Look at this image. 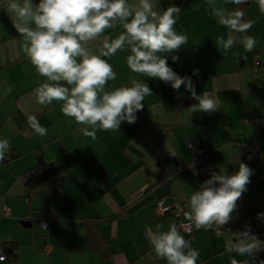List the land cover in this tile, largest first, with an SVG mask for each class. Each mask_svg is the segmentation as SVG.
I'll use <instances>...</instances> for the list:
<instances>
[{
	"label": "crops",
	"instance_id": "crops-1",
	"mask_svg": "<svg viewBox=\"0 0 264 264\" xmlns=\"http://www.w3.org/2000/svg\"><path fill=\"white\" fill-rule=\"evenodd\" d=\"M222 3L223 0H217L218 5ZM170 4L181 8L175 30L179 34H186L189 44L173 53L179 57L176 62L171 58L173 54L168 55V65L180 76L192 78L197 95L208 92L222 101L221 120L226 138H232L231 129L237 131L235 136L239 137L235 146H229L233 152L220 150L215 134L211 135V145L207 139L198 138L193 133L194 129L201 127L200 124H204L200 122L206 121H199L196 112L187 111L198 101L183 85L177 92L170 84L133 73L126 64L127 52H118L109 60L117 79L110 81L108 88L128 85L130 78H136L147 82L153 95L145 98L144 108L137 112L136 123L123 122L119 132L97 130L96 140L84 136L82 125L64 116L59 102L48 106L36 102L34 89L45 78L37 74L23 52V37L15 28H11L7 38L4 29L0 34V139L9 140L12 158L2 164L8 170L9 179L0 178V209L4 206L13 209L26 206L29 213L18 210L16 217H13L12 209L8 207L10 216L5 218L0 215L7 219L3 225L0 223V246L14 244L17 247L14 262L0 264H163V259L155 254L148 235V240L145 237L140 212L152 209L156 212L155 202L158 201L166 205L179 204L189 211L191 192L188 191L189 185L188 188L183 185L182 179L192 181L188 173H193L192 179L199 188L208 179L201 180L195 172L187 170L192 161L180 145V135L176 133L180 128L186 130V144L189 141L211 153L215 171L226 168L229 175L234 174L239 170L240 162L254 170L248 190L242 195V201L229 224L220 229H203L199 235H188L193 237L192 246L196 249L198 243L203 244L201 240L204 237L207 239L209 252L207 249L202 253L198 249L200 257L197 264H230L231 257L250 260L236 253L229 255L225 248L226 241L232 238L230 233L243 231L245 224L251 226V232L260 240H264V221L255 227L249 221V204L256 203L259 211L264 212V182L260 179L264 175V145L259 162L245 161L254 128L259 127V121L264 126V13L260 12L257 0H248L245 5H227L229 9L241 8L245 19L255 20L246 34L256 37L258 42L252 52H245L243 46L237 43L225 55L223 49L218 51L215 47L216 37L221 34L227 36L228 29L216 23L207 0H160L162 8ZM0 9L3 11L7 7L0 6ZM119 31L121 29L117 27L108 30V34L114 36ZM233 53H240L246 58L240 59ZM254 63L260 64L256 70ZM193 69H198L199 74L193 75ZM33 115L47 128V135L42 136L44 139L39 146L30 141L32 135L29 131L33 129L28 118ZM206 115L211 123L210 114ZM246 116L257 119L256 124L244 128L241 119ZM261 129L264 131V127ZM218 139L221 145L222 139ZM42 146L50 149V159H46ZM101 147L107 152L102 157L110 155L108 159L111 163L108 166L99 160L98 148ZM40 153L42 158L36 164L34 158ZM21 160L26 162L24 167L20 164ZM59 161L64 165L61 166ZM79 161L86 165L83 171L86 177L104 168L99 185L94 190H103L99 197L103 206L93 210L69 208L66 201L69 196L64 186L67 177L64 175L32 192L24 186L28 173L42 162L69 169L72 172L70 176L78 178L81 174ZM22 172L23 180L20 179ZM111 177L112 185L108 182ZM36 199L48 200V216L52 215L44 236L34 241L32 234L16 233V230L17 227L32 230L36 220L32 219L30 213L33 211L31 201ZM150 215L146 214L145 219L153 218L152 213ZM171 217L169 214L160 216L162 222L157 221V224L165 227L176 224L173 217V222L168 220ZM129 221H135V225L128 230ZM25 223L30 227L25 228ZM216 230L220 233L217 234ZM102 248L110 254L107 259L101 256L99 249ZM262 253L264 250L257 255Z\"/></svg>",
	"mask_w": 264,
	"mask_h": 264
},
{
	"label": "clouds",
	"instance_id": "clouds-1",
	"mask_svg": "<svg viewBox=\"0 0 264 264\" xmlns=\"http://www.w3.org/2000/svg\"><path fill=\"white\" fill-rule=\"evenodd\" d=\"M247 3L223 0L218 5L217 0H207L216 23L228 29L227 36L216 37L215 47L223 49L225 55L237 43L245 52H252L257 45V38L246 34L255 20L245 19L239 7H227ZM257 3L264 13V0ZM7 11L23 37V52L37 74L45 78L34 89L36 102L41 106L59 102L63 115L82 125V134L92 140L97 139V130L119 132L123 122L136 123L145 98L153 95L148 83L136 78H130L128 85L108 88L109 82L117 79L109 60L118 52L128 53L126 64L133 73L170 84L177 92L183 85L198 101L187 111L212 114L220 110L222 101L218 97L208 92L197 95L192 78L180 76L168 65V55L189 44L187 35L175 30L180 7L170 4L162 8L160 0H7ZM117 27L121 31L114 36L108 34ZM233 55L246 58L240 53ZM171 58L173 62L179 59L174 54ZM192 74L198 75L199 70L193 69ZM28 121L36 135H47V128L36 116H29ZM9 151V140L0 139V162ZM253 174L254 170L243 162L231 175L226 168L212 172L191 193L186 219L204 230L229 224ZM257 219L264 221V212L257 213ZM162 229L158 223L155 231L148 233L155 254L167 264H197L200 252L178 226L170 224L167 230ZM230 234L232 238L225 243L227 252L254 259L264 250V240L251 232L249 224L243 231ZM230 264H249V260L231 257Z\"/></svg>",
	"mask_w": 264,
	"mask_h": 264
},
{
	"label": "rangeland",
	"instance_id": "rangeland-1",
	"mask_svg": "<svg viewBox=\"0 0 264 264\" xmlns=\"http://www.w3.org/2000/svg\"><path fill=\"white\" fill-rule=\"evenodd\" d=\"M6 7H7V2H6ZM1 9H0V13H1ZM3 14L0 15V34L3 33V30L5 29L6 32H7V38L10 36L9 35V31H11L10 29L11 28H14L13 27V24H12V21H13V17H11V14L8 13L7 9L3 10L2 11ZM252 99V98H251ZM253 100V99H252ZM259 100V99H258ZM254 102V101H253ZM260 102V100L258 101ZM262 106H264V103H262ZM196 117H198L199 121H206V122H200V123H204V124H200L201 127H197L196 129H194L193 133L198 137V138H205L207 139L211 145H212V138H211V135L215 134V141L218 145V147H220V150H226V151H229V152H233V150H230L229 146L232 144V147L233 145L235 146L236 145V140L239 139L238 135L235 136V134L237 133V131H234L233 129L230 130V135H232V138H226V132L224 131V123L222 122V115H221V109L217 112H214L212 114H210L211 116V123L208 122V116L206 115V113H203V112H199V110L196 111V114H195ZM246 118H248L249 120L251 119L249 116H246ZM259 124V127L262 128L264 127L262 125V123H260V121L258 122ZM244 128H247L248 127V123L243 126ZM30 134L32 135V139L30 140L31 142H34L36 145L39 146V144L43 141V137L39 136V135H36V134H33V130L29 131ZM185 132L186 130L184 129V131L180 128V130H177L176 133L178 135H180V145L183 149H185L188 154H189V159L190 161H192V157L190 155V152H189V144L190 142L187 141V144H186V136H185ZM55 137V136H53ZM1 138V137H0ZM3 138V137H2ZM222 139V144L220 145L219 144V139ZM229 140V141H228ZM26 142V140H25ZM9 146H10V143H9ZM213 147V146H212ZM42 151L44 152L45 154V157L46 159H50L51 158V151L50 149L47 147V146H42ZM100 150V154L98 156H101L100 157V161L105 163L107 166L109 165V163H111L108 159V155L105 156V157H102L104 156V154H106V150L104 148H98ZM182 149V150H183ZM213 149H216L215 147H213ZM105 151V152H103ZM39 156L36 158H34V160L36 161V164L40 162V158H42V154H38ZM96 156V157H98ZM188 157V156H187ZM59 158L61 159V157L59 156ZM32 159V157H31ZM99 161L96 162V164H98ZM26 162H24V160H21L20 161V164L22 165V167H24ZM59 163H61V166H63V162L62 161H59ZM79 164H80V167H81V171H80V176L78 178H73L72 176H70V174L72 173L71 170L69 169H66L63 173L64 176H66L67 178L64 180V186L66 188V191L68 192V198H67V205L69 208H71L72 210H76V209H79L80 207H82V209H90V210H93V208H97L98 206H103L104 203L99 200V197L100 195L103 193V190L100 188L99 192H94L95 188H97V185H99V177L101 175V173L103 172L104 168L101 169L100 171H98L97 173H90L88 174V176H84L83 174V171L85 170L86 168V165H84L82 163V161H79ZM12 169H14L15 171H18L17 168H13L11 167ZM20 179L23 180L24 179V173H20ZM190 174V179L193 181H190V180H185V179H182L183 180V185L187 186L188 188V185H189V192H193L196 190L199 189L198 187V183L192 179L193 178V173H188ZM0 178L1 179H6L8 180V170L2 165V163H0ZM103 181H106V180H103ZM111 185L113 184V178L111 177L110 180L108 181ZM107 187L109 186L108 184H106ZM106 187V188H107ZM105 189V188H104ZM17 201H14V203H16ZM24 204V202H22V205ZM40 204H41V207H40ZM48 200H42V199H36V200H32L31 201V205H32V209L33 211L30 212L33 216H32V219L34 220H38L40 218H44L45 220H49V217L52 215L49 214L48 216ZM148 206V205H146ZM155 206H156V202H155ZM10 207V206H8ZM11 208V207H10ZM12 209V215L13 217H16V211L18 210H24V212H27V208L26 206L24 207H21V208H18V207H15L14 209ZM148 212H146V210H142L141 212L138 211L137 213L140 212L139 216L140 218H142V229L143 231L145 232V237L147 239V235L149 233V231H155V225L157 224V221L158 222H162V219L163 218H160V216H158L156 214V212L152 209V210H147ZM29 213V212H27ZM27 213L25 214V217L27 215ZM136 213V214H137ZM153 215V218L149 219V220H146L145 219V216L146 214L149 215V217H151V214ZM7 219H4L2 217H0V223L1 225L4 224V222L6 221ZM169 221L173 222V218H169L168 219ZM51 222V221H50ZM134 225H135V221H129L128 222V225H127V228L126 229H133L134 228ZM168 227H165L163 226V229L162 230H167ZM201 231V230H200ZM197 231L196 234H202L203 232L201 231ZM18 232H21V233H24V234H27V235H30L32 234L33 237H34V241H37L39 239V237H43L44 236V233H45V230H40L38 228V225L36 222H34L33 224V228L32 230L31 229H27V230H23V229H19L17 227V230H16V233ZM15 234V233H14ZM227 234V233H226ZM184 238L186 240H190L192 242V238H190V236L188 235H184ZM193 236V235H192ZM204 236V235H202ZM214 239V238H213ZM148 240V239H147ZM203 244H197V248L203 253V252H207V249H208V252H209V247L208 246V243H207V239L204 237V239L201 240ZM235 254V252H231L229 253V255H233ZM163 261V264H167V261L166 260H162ZM207 264H211L210 262H207Z\"/></svg>",
	"mask_w": 264,
	"mask_h": 264
},
{
	"label": "built area",
	"instance_id": "built-area-1",
	"mask_svg": "<svg viewBox=\"0 0 264 264\" xmlns=\"http://www.w3.org/2000/svg\"><path fill=\"white\" fill-rule=\"evenodd\" d=\"M241 122L243 124H247V123L256 124L257 119H251V120L242 119ZM263 145H264V131H262L261 128L256 127L253 130V135H252L251 141L247 147V153L245 156V161H248L251 163L259 162L261 160V148ZM188 147H189L190 155H191L194 162H196L197 160H199V158H201L205 155V151L203 149H200L193 144H189ZM9 157L10 156L8 153L6 159H8ZM187 170L196 171L198 174H201L205 177H210L211 173L215 171L211 160L205 161L201 164L193 163L192 165H189L187 167ZM262 179L264 180V177H262ZM242 198L238 201V204L242 201ZM156 205H157V212L159 215L164 216L166 214H169L175 218V220L177 221V226L180 229L181 233L191 234L197 230L202 229V228L197 229L195 227V225L192 224L190 221L184 220L186 218L185 214L187 213V211L184 210L179 205H175V204L166 205L162 201H158L156 203ZM10 214H11L10 208L4 206L1 210V215L4 217H9ZM50 219H51V216L49 217V220ZM47 227H48V220L41 219L38 222V228L40 230H46ZM216 231H217V234L220 233L218 230H216ZM0 257H3V259H0V262H5L4 255H3V252L1 250H0Z\"/></svg>",
	"mask_w": 264,
	"mask_h": 264
},
{
	"label": "trees",
	"instance_id": "trees-1",
	"mask_svg": "<svg viewBox=\"0 0 264 264\" xmlns=\"http://www.w3.org/2000/svg\"><path fill=\"white\" fill-rule=\"evenodd\" d=\"M5 4L6 3L4 2V0H0V6L1 7H4ZM258 65H260V64H258ZM258 65L255 64L254 68H257ZM251 119H254V118H251ZM9 156L10 157L8 159H6V160H4L3 162H0V163L3 164L5 162H7L8 160H10V158H12L10 152H9ZM209 160H211L212 164L214 165V158H213V156L211 155V153H209L208 151L205 150V155L202 158H200L199 160H197L196 163H201V162L209 161ZM192 162H193V160H192ZM64 171H65V168L60 167L57 164H54V163L53 164H46V163L42 162L39 166H37V168H35L34 170H31L28 173V175H27V177H26V179L24 181V186H25V188L28 191L32 192V191H34V190L42 187L43 185L47 184L51 180H53V179H55L57 177H61L63 175V172ZM201 176H198V177H200V179H201V178H203V176L202 177ZM175 205H179V204H175ZM179 206L182 207L181 205H179ZM156 208H157V205L155 206V209ZM1 209H0V215H1ZM260 212L261 211H259V207H258V205L256 203L249 204V221H250V224L252 225V227H255L256 225H258L262 221L260 219H257V213H260ZM2 217H4V216H2ZM41 219H44V218H40L38 220H41ZM38 220H36V221H38ZM49 221L50 220H48V222ZM185 221H188V220L185 219ZM176 225H177V221H176ZM200 230H203V228L200 229ZM200 230H197V231H200ZM197 231H195L194 233H191V234H185V233H181V234H184V235H193ZM16 249H17V247L14 244L13 245H4V246L1 245L0 246V250L3 252L5 262H8V263H13L14 262V260L16 259V254H15ZM99 250H100V253H101V256H102L103 259H107L108 256L110 255L109 252L106 249H104V248L99 249ZM260 261H264V253L255 256L254 259L251 258L249 260V264H260Z\"/></svg>",
	"mask_w": 264,
	"mask_h": 264
},
{
	"label": "bare ground",
	"instance_id": "bare-ground-1",
	"mask_svg": "<svg viewBox=\"0 0 264 264\" xmlns=\"http://www.w3.org/2000/svg\"><path fill=\"white\" fill-rule=\"evenodd\" d=\"M255 70H256V68H255ZM242 119H248V118H242ZM241 119V120H242ZM249 120V119H248ZM251 120V119H250ZM241 124H243L242 122H241ZM249 124V123H248ZM243 125H246V124H243ZM200 149H202V148H200ZM204 150V149H203ZM205 151V150H204ZM202 158V157H201ZM200 159V158H199ZM193 160V159H192ZM197 162V161H196ZM196 162H192L190 165H192L193 163H196ZM205 162V161H204ZM201 163H203V162H201ZM201 163H196V164H201ZM214 166V165H213ZM260 166V165H259ZM214 169H215V167H214ZM193 172H195L196 174H197V176H201V174H198L196 171H193ZM203 176V175H202ZM201 176V177H202ZM262 177H264V175H262L261 177H260V179L264 182V180L262 179ZM203 178H209V177H205V176H203ZM3 208V207H2ZM2 210V209H1ZM156 212H157V208H156ZM157 214H158V212H157ZM159 215V214H158ZM161 216V215H160ZM186 219V218H185ZM184 219V220H185ZM40 220H38V221H36L37 222V225H38V222H39ZM189 221V220H188Z\"/></svg>",
	"mask_w": 264,
	"mask_h": 264
},
{
	"label": "water",
	"instance_id": "water-1",
	"mask_svg": "<svg viewBox=\"0 0 264 264\" xmlns=\"http://www.w3.org/2000/svg\"><path fill=\"white\" fill-rule=\"evenodd\" d=\"M25 225V228H29L30 227V224H24Z\"/></svg>",
	"mask_w": 264,
	"mask_h": 264
}]
</instances>
